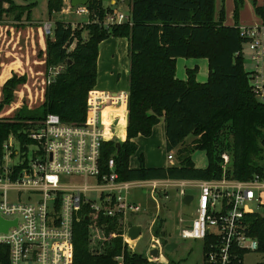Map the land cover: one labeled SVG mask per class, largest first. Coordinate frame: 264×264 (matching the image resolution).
Here are the masks:
<instances>
[{
	"label": "trees",
	"instance_id": "obj_1",
	"mask_svg": "<svg viewBox=\"0 0 264 264\" xmlns=\"http://www.w3.org/2000/svg\"><path fill=\"white\" fill-rule=\"evenodd\" d=\"M88 1V23L74 27L59 21L53 38L48 35L50 80L44 103L30 115L0 120V155L11 136L25 148L32 145L28 132L48 115H58L65 124H85L88 98L98 82L100 45L122 38L129 41L130 58L127 138L120 146L105 143L103 170L109 171L108 162L114 158L121 181H213L224 176L243 182L256 176L264 180V104L251 89L244 40L238 27L225 25V9L217 21L216 0H131V22L105 28L103 22L113 8L104 0ZM48 4L50 17L64 10L63 0ZM4 14L22 22L20 8L11 5L5 10L0 0V21ZM179 58L207 59V83L198 82V68L188 69L187 80H180ZM51 69L60 70L50 76ZM25 80L14 76L5 84L0 109ZM162 119L166 150L175 154L177 164L147 168L142 163L131 169L130 159L138 152L135 140L151 137ZM189 137L194 140L187 145ZM196 151L207 153V168L195 166ZM224 154L230 156L226 169ZM85 213L75 229L74 264H117L121 255L125 264H154L124 246L121 217L92 214L89 208ZM247 221L250 235L259 242L258 251L264 252V217L251 214ZM0 264H9L5 248L0 249Z\"/></svg>",
	"mask_w": 264,
	"mask_h": 264
},
{
	"label": "built area",
	"instance_id": "obj_2",
	"mask_svg": "<svg viewBox=\"0 0 264 264\" xmlns=\"http://www.w3.org/2000/svg\"><path fill=\"white\" fill-rule=\"evenodd\" d=\"M71 11L79 16L89 15L86 6ZM260 13L259 25L239 30L244 40L243 52L247 47L251 55V89L264 104V7ZM130 22V14L113 11L106 16L103 26ZM50 27L44 25L48 35ZM128 102L127 93L93 90L88 98L85 124H65L52 114L28 132L32 145L25 148L13 136L4 143L0 155V218L10 225L7 231L0 227V249H7L9 264H74L75 229L88 208L92 214L121 217L123 244L129 248L132 241L128 236V216L142 210L131 195L139 188L150 189L154 197H168L167 188L177 187L182 203L189 195L186 189L197 190L196 214L185 226L184 219H180L179 234L182 239L204 242L203 264H242L244 255L259 250V242L250 235L247 221L249 215L258 214L249 207L264 206V180L259 176L246 182L225 176L213 181H121L114 158L108 162L109 171L103 170V148L109 136L105 111L116 107L124 114ZM222 158L226 169L229 155ZM168 160H174L173 154L168 155ZM10 192L17 194L15 202H10ZM194 202L195 196L189 205H183L191 207ZM154 249L159 256L153 259L150 252ZM163 249L152 238L147 259L157 263ZM116 262L125 264L124 255L117 257Z\"/></svg>",
	"mask_w": 264,
	"mask_h": 264
},
{
	"label": "rangeland",
	"instance_id": "obj_3",
	"mask_svg": "<svg viewBox=\"0 0 264 264\" xmlns=\"http://www.w3.org/2000/svg\"><path fill=\"white\" fill-rule=\"evenodd\" d=\"M64 1V11L63 13L55 14L50 17L49 15V0H2L3 9L7 10L11 5L19 7L22 15V22H18L14 16H7L6 14L2 17V24L13 26L14 28H24L28 27V23L31 24L32 21H51L52 26L50 27L51 38L54 36L56 23L59 21L72 23L74 27L84 26L85 23H88L87 15H77L73 8L71 7V0ZM111 0H104V5L106 7H112L113 11H120L126 15L130 14V5L131 0H118L117 5L112 6L110 4ZM116 5V6H115ZM216 20L220 18L221 10L225 9V25L226 26H236L238 28L245 27H254L259 25L261 20V10L264 7V0H216ZM71 8V9H70ZM74 12V13H73ZM237 15V17H236ZM0 21V22H1ZM33 25V24H32ZM115 26V25H113ZM48 35V34H47ZM118 39V38H115ZM122 39V38H121ZM122 42H127V39H122ZM129 51V50H128ZM127 52V50H126ZM244 61L245 69L251 71L253 65L250 61V52L247 47H244ZM129 55L127 56V61H129ZM186 60L187 59H180ZM194 60H205L206 59H194ZM183 62V61H182ZM195 67V66H194ZM201 67V74L207 70L208 65ZM59 69H51L50 76L54 75ZM186 71L182 66V63L179 64V73ZM123 73V72H122ZM48 77V76H47ZM120 81V87L122 84L127 83L126 73L122 75ZM47 85L49 84V79ZM202 79V78H201ZM36 83V88H39V94H22L24 96L20 97L17 94L14 95L12 100L6 103L0 109V120H9L16 117L18 114H32L34 110L42 107V104L45 100V94H40L42 89V83ZM44 87V85L42 86ZM126 90V86H123ZM122 89V88H121ZM127 91V90H126ZM2 96V95H1ZM0 96V103L3 100V97ZM31 110V111H30ZM161 123V121H160ZM159 123V124H160ZM158 124V125H159ZM157 125V126H158ZM158 132V131H157ZM146 138V137H143ZM149 141V139H144ZM164 136L157 135L154 137L151 142L150 149L147 152L146 144H141L139 147V156L138 152L132 156L130 159V167H136L138 164L146 163V154L149 155V164L153 166L161 165L162 163L166 166L172 165L168 160L169 153L166 150ZM193 137H189L186 140V144L189 145L193 141ZM146 142V141H145ZM150 142V141H149ZM150 152V154H149ZM175 158V154H174ZM230 158V156H229ZM194 164L198 168H203L207 166L209 159L205 151H196L192 155ZM173 165H176L177 162H173ZM259 163H262L259 161ZM168 197L166 195H156L155 197L151 194L150 189H134L132 191V200L133 198L141 205L142 210L137 214H131L128 216L130 223H138L143 227V232L140 238L134 242H131L129 249L132 253H137L144 255L146 258L149 254L150 247L152 245V238H155L158 241V244L164 249L161 252L159 261L154 264H203L204 263V242L201 240L195 239H182L180 237L179 231L181 228L180 218L191 219L196 214L197 209V200L198 192L193 189H186L187 194L195 196V202L191 207L184 206L182 199L180 198V189L177 187L167 188ZM25 200V196H23ZM10 202H15L17 200V194L10 192L9 194ZM249 209L252 212L258 213L260 216L264 217V206L257 207L251 206ZM175 243L178 245L174 251H167L165 247L168 244ZM153 259L155 257L151 256ZM244 264H264V252L256 251L249 252L244 256ZM153 263V262H151Z\"/></svg>",
	"mask_w": 264,
	"mask_h": 264
},
{
	"label": "crops",
	"instance_id": "obj_4",
	"mask_svg": "<svg viewBox=\"0 0 264 264\" xmlns=\"http://www.w3.org/2000/svg\"><path fill=\"white\" fill-rule=\"evenodd\" d=\"M118 0H111L110 4L114 6L117 5ZM115 5V6H116ZM64 11V10H63ZM63 13V12H62ZM88 22V21H87ZM3 22H0V96L3 97L4 86L5 84L12 79L14 76L25 78V82L21 85H18L14 91V94L22 97V94H39V88H36V83L41 81V93L45 94L47 87V45H48V35L45 31L44 25L51 24V21H32L31 24L28 23V27L24 28H14L13 26L3 25ZM33 24V25H32ZM126 40V39H125ZM121 38L115 39L110 38L103 42L100 45L99 57H98V82L97 86L94 89L96 92L109 93V94H119L127 93L129 94V73H130V58L127 61V56L129 55V41L122 42ZM127 50V52H126ZM177 60V77L180 80H187V70L198 68L199 73L197 75V80L199 83H207L209 78V63L208 60ZM183 59V58H182ZM183 61V62H182ZM182 63V66L186 71H182L180 74L179 64ZM208 65V72L205 70L201 74V67ZM195 66V67H194ZM123 72V73H122ZM126 73L127 83L122 84L120 87V81L123 78L122 75ZM202 78V79H201ZM126 86V90L123 88ZM122 88V89H121ZM44 103V102H43ZM110 111L108 114L107 112ZM106 112L108 118V142H113L122 144L126 141L127 138V125H128V110L123 114L116 107H111ZM158 131V132H157ZM159 137L164 136L165 139V123L164 120H161V123L154 128L153 134L149 138H143L142 136L138 137L135 142L138 145V149L141 144H146L147 152L152 145L154 137L157 135ZM149 139V141L144 140ZM146 141V142H145ZM165 147H166V140ZM118 145V146H120ZM142 154L139 153L138 156ZM150 154V152H149ZM172 154V153H170ZM174 156V154H173ZM174 164L175 158L173 161H169ZM146 163L147 168H166L165 164L153 166L149 164V155L146 154ZM209 165L199 169H205ZM171 166V165H170ZM196 166V165H195ZM141 164H138L136 167L131 169H139ZM197 167V166H196ZM198 168V167H197ZM133 202L140 205L136 199L133 198ZM141 207V205H140ZM142 208V207H141ZM181 219V218H180ZM183 219V218H182ZM180 221V220H179ZM191 219H184L183 226L188 225ZM130 227L133 225H141L138 223H130ZM181 225V224H180ZM181 225V226H182ZM142 226V225H141ZM143 232V231H142Z\"/></svg>",
	"mask_w": 264,
	"mask_h": 264
},
{
	"label": "water",
	"instance_id": "obj_5",
	"mask_svg": "<svg viewBox=\"0 0 264 264\" xmlns=\"http://www.w3.org/2000/svg\"><path fill=\"white\" fill-rule=\"evenodd\" d=\"M88 2H89L88 0H71V7L76 8L79 6H87ZM118 145H120V144H118ZM192 200H193V196L188 195L184 198L183 204L189 205ZM13 224H16V222H14ZM9 225H10V223H5L0 218V227L2 228L3 231H7ZM142 231H143V227L141 225L131 226L129 228V231H128V236H129L130 240L132 242L138 240L140 238V236L142 235ZM176 248H178V245L175 243L168 244L165 247V249L167 251H170V252L174 251ZM150 256H154L155 258H157L159 256L158 250H152V252H150Z\"/></svg>",
	"mask_w": 264,
	"mask_h": 264
},
{
	"label": "bare ground",
	"instance_id": "obj_6",
	"mask_svg": "<svg viewBox=\"0 0 264 264\" xmlns=\"http://www.w3.org/2000/svg\"><path fill=\"white\" fill-rule=\"evenodd\" d=\"M154 250H157V249H154ZM152 252V251H151ZM154 257V256H153Z\"/></svg>",
	"mask_w": 264,
	"mask_h": 264
}]
</instances>
